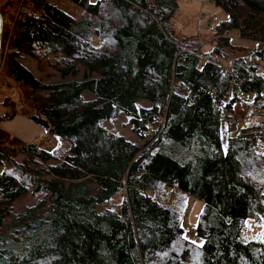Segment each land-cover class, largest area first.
Returning a JSON list of instances; mask_svg holds the SVG:
<instances>
[{
    "label": "trees",
    "instance_id": "1",
    "mask_svg": "<svg viewBox=\"0 0 264 264\" xmlns=\"http://www.w3.org/2000/svg\"><path fill=\"white\" fill-rule=\"evenodd\" d=\"M16 1L4 75L69 148L55 156L0 129V264H264V240L243 235L264 224V0H207L225 14L208 24L210 49L173 35L179 0H70L78 19L58 1ZM25 56L83 77L44 83ZM119 110L142 142L103 125ZM188 196L201 244L182 226Z\"/></svg>",
    "mask_w": 264,
    "mask_h": 264
},
{
    "label": "rangeland",
    "instance_id": "2",
    "mask_svg": "<svg viewBox=\"0 0 264 264\" xmlns=\"http://www.w3.org/2000/svg\"><path fill=\"white\" fill-rule=\"evenodd\" d=\"M58 1V6L69 14L72 18L78 19L81 16L83 7L73 3L70 0H52L53 3ZM98 0H88L89 3H95ZM16 0H0V12L3 18L2 39H1V62H0V129L9 135L20 139L23 143H34L38 147L43 148L53 155L57 156L61 151H67L69 142L51 132H49L43 125L33 121L28 117L25 111L29 103V99L24 96L23 87L10 78H7L3 72V53L6 51V43L3 45L4 36L8 37L11 34L12 20L17 12ZM180 9L176 12L174 18L171 20L170 30L173 35L178 38H196L201 48H211L216 43L217 38L213 36L209 26H213L216 19L225 18L223 11L217 9L207 0H179ZM211 20V21H208ZM219 38V36H217ZM232 43L239 46H253V43L247 39H239L237 32L232 30L230 32ZM221 44V43H220ZM225 46V45H224ZM231 53H235L234 50ZM21 61L33 72L36 78H41L44 83H59L62 81H69L71 79H81L84 70H80L75 75L61 76L58 72L51 69L48 65L42 64L40 67L36 61L28 56H25ZM85 99H93L94 95L88 91H83ZM251 96H247L236 106V113L245 117L248 109L253 106L242 104L245 101H250ZM261 99H264V88L261 91ZM136 105L147 106L150 105L146 100H139ZM254 110V109H252ZM14 112L11 116H7ZM245 114V115H244ZM251 119V118H250ZM253 120V119H251ZM249 121V120H247ZM103 125L112 132L123 136L125 139L133 142H142L138 139L136 133L132 130L126 113L119 110L117 114L105 121ZM157 129L156 126L153 130ZM235 133V131H231ZM24 154L19 153L17 156L18 161L24 159ZM0 163V173L9 168L6 161ZM60 160L51 159L50 163H59ZM170 189V188H169ZM168 189L159 190V193L166 195ZM193 198V197H192ZM34 198L31 194H25L16 203V210L25 208L34 203ZM114 204L119 201V197L114 200ZM187 211L183 219V228L185 230V237L191 241L201 244L202 240L195 234L194 227L196 226V217L200 209L201 203L188 196ZM244 237L248 239H261L264 240V224H259L249 219L243 230Z\"/></svg>",
    "mask_w": 264,
    "mask_h": 264
},
{
    "label": "water",
    "instance_id": "3",
    "mask_svg": "<svg viewBox=\"0 0 264 264\" xmlns=\"http://www.w3.org/2000/svg\"><path fill=\"white\" fill-rule=\"evenodd\" d=\"M2 27H3V18H2V14L0 12V62H1V39H2Z\"/></svg>",
    "mask_w": 264,
    "mask_h": 264
},
{
    "label": "crops",
    "instance_id": "4",
    "mask_svg": "<svg viewBox=\"0 0 264 264\" xmlns=\"http://www.w3.org/2000/svg\"><path fill=\"white\" fill-rule=\"evenodd\" d=\"M150 105H147V106H143V107H149Z\"/></svg>",
    "mask_w": 264,
    "mask_h": 264
}]
</instances>
